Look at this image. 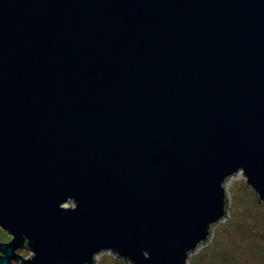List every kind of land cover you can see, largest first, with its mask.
<instances>
[{"label": "water", "instance_id": "water-1", "mask_svg": "<svg viewBox=\"0 0 264 264\" xmlns=\"http://www.w3.org/2000/svg\"><path fill=\"white\" fill-rule=\"evenodd\" d=\"M238 172L264 204V0H0V264H186Z\"/></svg>", "mask_w": 264, "mask_h": 264}, {"label": "rangeland", "instance_id": "rangeland-1", "mask_svg": "<svg viewBox=\"0 0 264 264\" xmlns=\"http://www.w3.org/2000/svg\"><path fill=\"white\" fill-rule=\"evenodd\" d=\"M225 215L211 227L208 238L188 254L186 264H264V204L238 172L224 183ZM65 207H72L66 204ZM12 237L0 229V243ZM27 260L33 254L22 247L16 251ZM96 261V262H95ZM94 264H129L111 252L94 258ZM11 264H21L20 260Z\"/></svg>", "mask_w": 264, "mask_h": 264}]
</instances>
